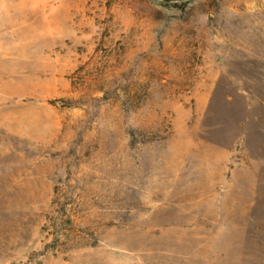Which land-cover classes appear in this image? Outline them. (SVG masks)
<instances>
[{"label":"rangeland","instance_id":"rangeland-1","mask_svg":"<svg viewBox=\"0 0 264 264\" xmlns=\"http://www.w3.org/2000/svg\"><path fill=\"white\" fill-rule=\"evenodd\" d=\"M263 47L264 0H0V264H264Z\"/></svg>","mask_w":264,"mask_h":264},{"label":"bare ground","instance_id":"bare-ground-1","mask_svg":"<svg viewBox=\"0 0 264 264\" xmlns=\"http://www.w3.org/2000/svg\"><path fill=\"white\" fill-rule=\"evenodd\" d=\"M45 2H46V0H45ZM22 5H25L26 4V1H23L22 3H21ZM49 27L50 28H53V29H55V28H59L60 27V25H59V21L57 20V18H53L52 20H50V22H49ZM60 29V28H59ZM246 44H248L247 46H248V48H249V50H247V54L248 55H241L242 56V60H244V61H253V60H258V59H260V57L258 56V55H255L253 52H254V50H252L253 48H257V45H261V40H256V39H249V40H247L246 41ZM263 49H264V47H263ZM261 58H262V61L264 62V54L261 56ZM260 61V60H259Z\"/></svg>","mask_w":264,"mask_h":264}]
</instances>
